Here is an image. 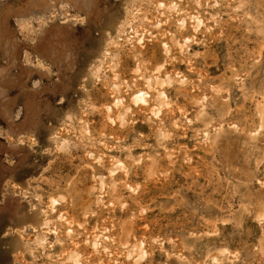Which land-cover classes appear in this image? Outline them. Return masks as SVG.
<instances>
[{
	"label": "rangeland",
	"instance_id": "obj_1",
	"mask_svg": "<svg viewBox=\"0 0 264 264\" xmlns=\"http://www.w3.org/2000/svg\"><path fill=\"white\" fill-rule=\"evenodd\" d=\"M263 109L264 0H0V264H264Z\"/></svg>",
	"mask_w": 264,
	"mask_h": 264
},
{
	"label": "bare ground",
	"instance_id": "obj_2",
	"mask_svg": "<svg viewBox=\"0 0 264 264\" xmlns=\"http://www.w3.org/2000/svg\"><path fill=\"white\" fill-rule=\"evenodd\" d=\"M199 22H200V21H199ZM197 25H198V24H197ZM164 46H165V44H164ZM127 88H128V87H127ZM140 94H142V93H140ZM142 95H143V94H142ZM139 97H141V96H139ZM135 98H136V99H139L138 96L135 97ZM135 98H134V99H135ZM144 99H146V97H144ZM145 101H146V100H145ZM145 101L143 100V102H145ZM138 102H139V101H138ZM118 103H119V102H118ZM120 104H121V103H120ZM263 110H264V109H263ZM263 110H262V111H263ZM111 171H112V170H111ZM88 186H90V185H88ZM56 203H57V202H56ZM56 203H55V204H56ZM55 204H54V205H55ZM88 205H89V204H88ZM67 223H68V222H67ZM94 246L96 247V245H94ZM75 255H79V254H75ZM75 257L78 259L77 256H75ZM141 259H142V258H141ZM78 262H79V261H78ZM75 264H76V263H75Z\"/></svg>",
	"mask_w": 264,
	"mask_h": 264
}]
</instances>
